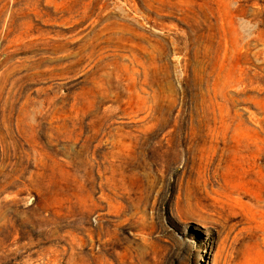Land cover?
<instances>
[{"label": "rangeland", "instance_id": "obj_1", "mask_svg": "<svg viewBox=\"0 0 264 264\" xmlns=\"http://www.w3.org/2000/svg\"><path fill=\"white\" fill-rule=\"evenodd\" d=\"M0 264H264V0H0Z\"/></svg>", "mask_w": 264, "mask_h": 264}]
</instances>
